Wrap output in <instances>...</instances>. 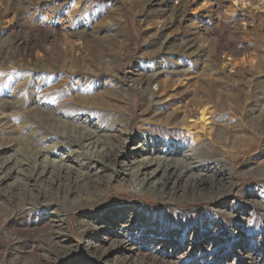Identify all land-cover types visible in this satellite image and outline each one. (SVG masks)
<instances>
[{
    "label": "rangeland",
    "instance_id": "obj_1",
    "mask_svg": "<svg viewBox=\"0 0 264 264\" xmlns=\"http://www.w3.org/2000/svg\"><path fill=\"white\" fill-rule=\"evenodd\" d=\"M0 264H264V0H0Z\"/></svg>",
    "mask_w": 264,
    "mask_h": 264
},
{
    "label": "bare ground",
    "instance_id": "obj_2",
    "mask_svg": "<svg viewBox=\"0 0 264 264\" xmlns=\"http://www.w3.org/2000/svg\"><path fill=\"white\" fill-rule=\"evenodd\" d=\"M157 79H158L157 75L152 74L147 79L140 80L139 83L137 84V86L143 92H146V91L150 92L149 88H150L151 83H157ZM202 119H203V115H202ZM126 129H124L123 133L126 132V134H127V130ZM97 130L84 131L81 134L72 137L71 138L72 139L71 142L73 144H79L81 141H84L85 145H83V147L86 149V151L90 155H95V153H97V152H93L91 150H94L96 148V146H99L98 145L99 142L97 140H95V138L97 137V132H98ZM132 140L133 139L131 138L129 140V143ZM149 148L150 147L148 146V141L147 140H143L141 145H137L135 147H132L130 149V151L126 154V156H124L125 160L121 164L122 166H121L120 172H121V174L123 176L127 172L131 173V177L130 176L128 177L129 184H131L132 182H134V183L136 182V184L139 183L138 185L141 186V184H143L147 179H150L156 173V171H157V169H158V167L160 165H164V164L168 163V160H167L166 157L162 159L161 157H159L160 154L157 153L156 151H154V146L151 147V149H149ZM102 152H103V149L101 150L100 153L103 154ZM79 153L81 154V152H79ZM84 153H86V152H84ZM100 153H98V154H100ZM113 153L115 155H117V154H122L123 152H121V150L120 151H116V152L114 151L112 153H109V155H105L106 158L110 159V157H111V155ZM86 155H88V154H86ZM68 157H70V155H68ZM71 164H72L71 159L67 160V161L62 160L61 162L56 163L54 160H48L47 158L44 157V159L41 160V166L40 165L39 166L42 168L41 171L43 173L46 172V170H48V168H52V169L53 168H57V169H60V170L64 169V170H66L65 172H68V171L72 170L73 167H76V168H79V169L86 168V164L84 163V161L81 162V163L74 162V164H73L74 166H72V167L70 166ZM128 164L131 165L130 168H129ZM35 165L36 164L34 163L32 167H34Z\"/></svg>",
    "mask_w": 264,
    "mask_h": 264
}]
</instances>
